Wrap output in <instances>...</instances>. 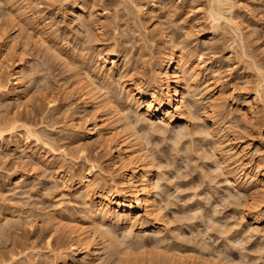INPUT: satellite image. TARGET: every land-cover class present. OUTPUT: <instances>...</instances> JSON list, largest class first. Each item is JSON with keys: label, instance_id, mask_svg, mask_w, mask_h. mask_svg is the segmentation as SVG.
I'll list each match as a JSON object with an SVG mask.
<instances>
[{"label": "rangeland", "instance_id": "obj_1", "mask_svg": "<svg viewBox=\"0 0 264 264\" xmlns=\"http://www.w3.org/2000/svg\"><path fill=\"white\" fill-rule=\"evenodd\" d=\"M72 1L0 0V86L4 87L0 88V124L12 118L29 124L39 130L42 140L48 145L43 147V142L35 141L32 136L26 140L20 127L15 128L12 135L6 132L0 144V264H55L57 261L51 258V254L70 252L71 238L68 229L63 228H67L70 223L86 224L83 211L86 199L72 190V180L77 171H86L95 164V167H91L93 173L91 177H97L102 181L97 183L108 188L115 184L110 181V175L114 176L116 169L108 154L109 145L100 147L96 143L93 144L94 140L86 138V143H91L92 146L89 144L91 146L89 149L84 148L85 152L82 150L81 142L73 138L74 119L77 118L78 131L84 132L86 124L82 115H89L91 110L83 108L81 113L77 115L73 113V108L81 105L75 99L74 77H71V71L59 60L51 57L52 46L56 45L69 54H77L81 49L87 48L88 51H85L93 55L99 47L110 48L113 37L121 39L124 37L128 43L126 46L130 47L132 52H128L127 57L122 60V63H125L123 68L133 67L132 70L147 71L149 76L151 66L153 67L154 61L165 47L158 31L170 35L171 37L167 36L171 40L174 35L176 41H169L172 46L168 45L183 49L194 60L200 58L198 61H203L204 72H209L210 75L201 76L199 79L197 90L200 93L197 91L195 97L199 100L197 104L200 106H197V111L193 110V119L184 123L189 132L184 130L185 127L183 130L188 134L182 132L184 136L179 133L182 137L179 135L175 137V134H178L176 133L178 127L177 131L170 128L165 131L160 128L158 122L151 126L148 121L142 122L143 124L139 122L135 127H139L138 131L143 132L142 134L147 133L146 140L149 143L146 141V151L148 149L147 153L153 157L155 163L156 177L159 180L156 181L160 187L156 199L163 219L160 227H163L161 236L164 238L160 241L164 242L158 247L160 243L158 239L161 236L157 235L156 239L154 232H150L152 235L149 236L148 233L147 240L145 236L144 239L141 235L142 239L139 237L146 245L141 244V247L135 244L142 249L138 247L135 253L131 251L132 246L130 250L127 249L129 250L127 253L124 240H121L123 246L119 242L118 246L114 245L115 247L111 249L119 247L116 249L117 254V251L105 250L101 241L102 246L99 244V247L103 261L106 260L105 264H157L159 262L157 258L165 256L164 259L159 258L161 262L158 264H215V260L216 263L221 262L218 253L221 257V253H224L231 259L230 263L236 261L241 262L239 264H260L263 261L264 264V218L245 210L249 203L247 194L243 197L244 193L238 192L239 190L230 183L231 186L227 185L223 177L225 174L220 173L223 172L221 168L216 170L214 167L215 163V166L220 167L218 161L227 156L228 160L231 159L230 162L226 160L230 164L229 168L232 170L234 168L233 171L244 179L245 175L237 171L240 168L235 167L240 164V158L249 154L254 159L264 158V123L255 126L250 122L251 112L246 111L248 101L253 97L251 88L256 81L255 72L237 57L240 54V47L237 45L238 40L234 31L230 30L232 29L230 25L221 20L220 24L213 26L208 16L211 6L209 0H131L132 3L127 4L129 11L116 4L118 0H91L92 4L86 5L83 12L90 23V27L86 29L79 23L77 15L66 14L65 6ZM233 1L238 2L233 13L238 14L234 15L238 18L235 20L244 33L246 48L243 49L253 54L254 59L256 58L255 60L264 68V1ZM142 4L146 9L141 14H136V17L133 16L134 12L130 11L137 9L134 6ZM115 8L120 10L117 16L114 14ZM123 10L130 12L129 16ZM99 12L104 13L103 16ZM97 36L106 40L104 45H99ZM145 43L147 48L143 45ZM231 44L239 49H230ZM20 55L24 59L22 62L25 74L15 82L11 73L14 61ZM93 61L94 59L90 60V64ZM81 69L80 76L84 73ZM94 70L96 73V69ZM91 71L90 68L92 74ZM82 78L85 80L84 74ZM4 91H16L19 93L18 98H8L3 94ZM51 97H54L55 102L50 106L48 100ZM213 111L216 113L215 117L219 119L214 117L215 121H218L214 123L215 127L210 125ZM125 112L122 111V114ZM130 118L134 121L135 117ZM132 123L135 126V121ZM211 130H215V134L221 137L220 140L224 143V146L219 145L220 149L216 145L215 149L219 151L215 150L213 154L211 151H214L212 146L215 139L207 136ZM140 132L137 133L141 134ZM234 134L241 135L242 141L237 145L248 143L244 147L245 152L243 151L247 154L242 157L236 153L240 147L237 148L235 145L232 148L233 145L228 141ZM204 136L206 138H203ZM178 137L179 139H176ZM84 142L83 144H86ZM258 142L262 143V147ZM204 149L206 154L211 153L210 156L207 155L209 159L206 154L204 155ZM86 155H90L92 160L95 157L97 161L86 160ZM212 155L218 158L216 160L210 158ZM60 175H63L64 181L59 180ZM98 177L106 179L105 182ZM245 211L247 213H244ZM50 216H53L59 226L62 224L59 229L54 227V220ZM60 230H64L65 233ZM123 230L124 227L116 228L114 237L116 240L128 238L125 239L128 246V240L135 237H124L126 233L123 232L126 231ZM222 231L229 234L224 235ZM237 236L239 239H236ZM139 238L134 241L131 239L130 242L133 244L139 241ZM108 240L105 239V242ZM233 240H236L235 242L239 240L245 249L242 250L240 244L232 246ZM241 251L245 254L244 258ZM117 256L123 257L121 262Z\"/></svg>", "mask_w": 264, "mask_h": 264}, {"label": "bare ground", "instance_id": "obj_2", "mask_svg": "<svg viewBox=\"0 0 264 264\" xmlns=\"http://www.w3.org/2000/svg\"><path fill=\"white\" fill-rule=\"evenodd\" d=\"M209 1H210L209 4L211 6L209 5L210 11L209 12L207 11V12H208L209 18L211 19V22L213 23V26L220 24L221 20H223V22H227L230 25V27L232 28L230 30L234 31L237 37V40H238V44L237 43L236 44L240 47L239 49V47L237 48L236 44L234 45L236 46L237 49L240 50L239 52L240 54L237 57L243 60L244 61L243 63L248 65L249 66L248 68L249 69L251 68L252 71L255 72L256 81L254 80L255 82H253V86H252L253 88H251V90H253L252 92L253 97L250 101H248L246 111L251 112L249 113L250 114L249 118L250 120L252 119L253 122L250 121L252 124H255V126L262 125V123H264V68L262 67L263 65H260L261 63L259 64L255 60L256 58L254 59L255 56L253 54L246 51L247 49L244 50L246 48V46L244 48V44H245L244 43V33L242 31L241 26H239V23H237L238 21L235 20V19H238L237 17L234 16L236 13L235 14L233 13L236 11V4L238 2L233 1V0H209ZM128 3H132V1L131 0H118L116 2V4L122 5L123 9L125 10L129 9L127 5ZM91 4H92L91 0H82L81 2L80 1L77 2V0H73L72 2L67 3V5L65 6V11L67 15H71V16L77 15L79 19V23H81L87 29L90 27V23L88 22L83 12H85L86 5H91ZM134 8H137V9H135L134 11L131 10L130 12H134L133 16L135 15V17H136V14L139 15L141 14V12H143L146 9L144 7V4L138 7L134 6ZM119 11H120L119 9H116V8L114 9L115 16H117ZM130 12H127L128 16ZM103 14L104 13H100V15L102 16ZM124 15L126 16V14ZM237 15L238 14H236V16ZM126 18L130 19V17H126ZM102 25L103 24H100V26ZM226 25L224 26L226 27ZM158 32H159L160 37L163 40L165 47L162 50L161 55L158 54L159 56L157 57L155 61L152 59L154 61V65L153 67L151 66V70H150L151 74L149 76L146 73L147 71H140L136 69L132 70L133 67H130V69L123 68L125 66V63H122V60L124 61V59L127 57V53L131 51L130 50L131 48L126 46L127 39L124 40L123 39L124 37L122 39L113 37L112 39L113 43L110 48L99 47L96 49V52L93 55L91 53L88 54L85 51L87 50V48L81 49L80 53H77V54H72V53L69 54L67 53L66 50L56 47V45H53L51 48L52 49V53L50 54L51 57L59 60L61 64L64 65V67H67L71 71V77H74L73 84H75V88H74V91H75L74 94L76 95L75 99L78 100L80 102L79 105L80 104L81 105L78 106L77 108H73L74 109L73 113L77 115L86 108L91 110L90 111L91 113L89 115L80 114L84 116L83 118L82 116L80 118H82L83 122L86 124L84 127L85 128L84 132L82 131V133H80L78 131L77 118H75L74 121L72 120L73 121L72 131L74 132L73 138H76L74 140L81 142V147L83 146L82 150L84 151H85L84 148L89 149L92 146L91 143H89L91 146L88 143H86V138L90 141L94 140L93 144L96 143L100 147H105L109 145L108 154L110 156V160H111L113 167L116 169L115 175L114 176L110 175V181H112L115 184L110 186L109 188L103 185H100L99 183L101 180H98L97 177L95 178L94 176L95 179L91 177L93 174L91 167H95L96 166L95 164H92L90 168L87 169L86 171H79V172L77 171V173L74 175V180H72L73 182L72 190H74L76 193H79V195L82 198L86 199V205L83 208L84 210L82 209L85 214L84 218L86 219V222H85L86 224L78 225L75 223H70L67 225V228H65L64 226H63L64 228L62 227L63 229H68V234L70 235V238H71L70 239L71 249H70V252L66 254H63V253H61L60 255L51 254L52 255L51 258L57 261V263L54 261L55 264H105L104 262L106 260L103 261V257L101 256L102 254L101 248L99 247V244L101 246L102 244L103 246H105L106 249L103 248V250L108 249V251L110 250L111 252L117 251V254H118V250L116 249H118L119 247H117L114 250H111V249H113L114 245L118 246L121 240L122 241L124 240V243H125L124 248L126 247V250L127 249L130 250L131 247L133 246L135 250L132 248L131 251L133 250V252H135L136 250L138 251V247H139L136 245L144 244L141 242L142 241L141 236H143V239H144L148 233L150 236L152 235L150 232H154L153 233L155 234L154 236H156V239H158L157 235L161 236L163 234V227L162 226L160 227L161 223L163 222V219L160 215L161 213H159L161 209L159 208V204L156 199V197L158 196V189L160 187L158 186L159 180L157 179L158 177H156L157 173L155 172L156 169L154 168L155 163H154L153 157L151 158V156L147 153L148 149L146 151L147 145L145 146V144L147 142L149 143V141L146 140L147 133L142 134L143 132H140V130L138 131L139 127L138 128H135V127H137L136 125L139 124V122L140 124H143L142 122L145 121L146 123V121H148L150 126L152 124L154 125L155 122H158V125L160 126L162 130L164 129L165 131H167L169 128L175 131L178 130L176 132L178 134H175L176 135L175 137H177L179 133L182 134V132H184V130L187 127L186 125H184V123L188 121L189 119H193L192 118V116L194 115L193 110L194 109L196 110L197 106L198 107L200 106L197 104L199 100L196 99L195 97L198 94L197 91L199 92V90H197L199 86L198 85L199 79L201 76L205 77L206 75H208L209 72L208 73L204 72L205 68L203 69V65H202L203 61L202 62L198 61L200 60V58H197L196 60H194L192 59V57H190V55L188 56V53L186 54L183 49L181 48L176 49V47L175 48L170 47L172 45L169 44L170 43L169 41L174 40L173 38L174 35L171 40L168 38V36L171 37L170 35L167 34L168 35L167 36L166 33L163 31H158ZM146 38L147 37H145V39ZM97 40L100 43L99 45H104L105 44L104 42H106V40H104V38H102L101 36H97ZM179 43H182V42L179 41ZM143 45L145 46V48H147L146 43ZM48 48L49 46L47 47V49ZM234 48L235 47H233L231 44L230 49L234 50ZM236 48L235 50H237ZM83 51L85 52L82 53ZM93 59L94 61L90 64V60H93ZM22 61L24 62L22 55L18 56L17 59L14 61L13 72L11 73V75H12V78L16 80L15 82H17L25 74L24 63ZM142 62L144 63V61ZM79 66L84 71L82 75L84 74L85 80H83L82 75L81 76L79 75L80 74ZM90 68L92 69L91 71L92 74L90 73ZM94 69H96V73H94L95 72ZM116 85H118L120 89H118L119 87L116 88L117 87ZM2 88L4 87L2 86ZM242 88H245V87H241V89ZM3 94L7 96L8 98H15V99L18 98L17 96L19 95V93H16V91L15 92L4 91ZM54 102H55L54 97H51V99L48 100V104L50 106L53 105ZM217 106L220 107V105H217ZM202 107H205V106H202ZM212 107L215 108L214 106ZM101 108H103L102 111H101ZM213 108H211V110ZM220 109H222V107ZM103 110L105 112H103ZM122 111L124 112L126 111L125 114L123 113L124 115L122 114ZM215 114L216 113L214 112V115L210 117V118H213L212 119L213 122L211 120V123H210L211 126L212 125L214 126V123L218 122V121H215V119H218L215 117ZM131 116L135 117L134 118L135 126H134V123H132L134 121L130 120ZM78 119H79V116H78ZM91 119H93V121ZM17 127H20L22 129V135L26 138V140H28V138L32 136L35 141H40L41 143L43 142V147L48 146L47 143L44 142V140H42L41 138L42 135L39 134L38 129L24 122H18L15 118L8 119L6 122H3L0 124V144L3 142V138L6 132L12 135L15 132L14 129ZM177 127L179 129L181 128L182 130L181 129L179 130ZM135 129H137V131ZM141 129L143 128L141 127ZM131 130H134V132L130 133L129 131ZM214 131L215 130L213 131L211 130L207 134V136H210L211 139L212 138L215 139L214 141L215 144H213L212 146L214 151L210 150L212 154L213 152L219 151L217 149L219 148V145L224 146V143L220 140L221 137L219 138V136L216 135ZM137 132H140L141 134ZM144 132H148V131H144ZM185 132H184L185 135L188 134ZM182 135H179V137H182ZM205 136L203 138H206ZM179 137L176 139H179ZM211 141H209V143H211ZM228 141L230 142L231 145H233L232 146L233 148L235 145H237L239 142L242 141L241 135L234 134V136L229 138ZM83 142L86 144H83ZM258 144L262 147V143L258 142ZM85 145H87L88 147H86ZM216 145L218 147L215 149ZM247 145L248 143H245L244 145L242 144L237 145V148L240 147V150L236 151V153L240 157L247 154V153H244L245 152L244 147ZM205 149L203 150L204 155L206 154L204 152ZM221 150H224V149H221ZM225 153H228V152H225ZM207 155H209L208 152L205 155L208 158ZM214 156L212 155L210 158L216 160L218 157L214 158ZM223 157L224 156H222V158ZM224 158L225 159H223L222 161H218L220 162V164L217 162L218 165H220V167L215 166L216 163L214 167H216V170L217 168L218 170L219 168H221L220 170L223 172H220V173L221 175H223L222 173L225 174V176L223 177H225L226 179L225 181L228 183L227 185H229V183L232 184L236 189L239 190L238 192H242L241 194L244 193L243 197L246 196L245 194H247L248 196L247 200L249 201V203H248V207L245 208V210L252 212L253 215L255 216H261L262 218H264V158L257 157L256 159H254L252 158L251 154L240 158L241 160L240 164L237 165L236 163L237 166L235 167L240 168L237 171H239L240 174L245 175L246 178L244 179H242V177H240L238 173H235V171H233L234 168L233 170L229 168L230 164L226 162V160H228L227 156ZM85 159L90 160V161L92 160L90 155L89 156L86 155ZM212 159L210 161H212ZM94 160H96L95 157L93 158L92 161L94 162ZM230 160L228 161L230 162ZM210 161L209 162L207 161V162L210 163ZM212 169L214 170V168ZM101 178L102 177H100L99 179ZM60 179L64 181L63 175H60L59 180ZM102 180H104V178H102ZM105 180L103 182H105ZM92 196H94L93 199L91 198ZM240 196L241 195L239 194V197ZM238 211L239 210H237V212ZM246 211L244 213H247ZM240 213H242L241 210H240ZM51 218L53 219V216ZM53 220H54L53 221L54 227L56 229L58 227L60 228L62 224H60L59 226L57 221H55V219ZM119 227L125 228V230L123 231H126V232H123V234L126 233L127 235L126 234L125 236L123 235L124 237L132 236V237H135L134 238L135 240H138L139 237L141 239L139 238V241H135L132 244L131 242L134 241V239L131 238L132 241L130 242L131 239L128 240L127 243H129V245L127 246L125 242L127 240L125 239H128V238L123 237L124 239L120 238L119 240L118 239L116 240V237H114L115 236L114 234H116L114 233V230H116V228L118 229ZM222 232L223 234L225 233V231H222ZM64 233L65 231L63 232V234ZM218 234L220 235V233ZM223 234L222 236L227 234V231L224 235ZM147 237L145 238L146 240H147ZM162 238H164V236L163 237L161 236V238L159 237L158 240L160 241L162 240ZM240 238H243V237L240 236ZM105 239L106 240L109 239L108 241H106L108 243L105 242ZM236 239H239V237ZM225 240L226 239H224L223 241L226 244ZM116 241L118 242V244H115L117 243ZM233 241H234V244L232 246H235V244H237L238 246V244L241 243L239 240H238L239 242L238 241L235 242L236 240H233ZM163 242L161 241L160 243L158 242L159 245L157 246L159 247L160 244H162ZM123 244L121 242L122 246ZM134 245L137 247V249L135 248ZM230 245H231V242H230ZM240 245L239 247L243 246V245L241 246ZM127 247H130V248H127ZM141 247L139 248L142 249ZM244 249L245 247L244 248L242 247V250ZM129 250H127L126 252L128 253ZM239 250H241V248H239ZM121 251H123V249ZM108 253H105V254L107 255ZM218 254H219V257H221L220 253ZM242 254L244 253L242 252ZM221 255H222L221 258L218 257V259H220L221 261V262H218L220 264H237L238 263V262L236 263V261L234 263L233 262L230 263L231 259H229V257L226 256L227 254L221 253ZM119 256L117 257L120 258ZM243 256H245V254L242 255V257ZM122 258H120L119 260L120 262L122 261L121 260ZM159 258L162 259L163 256L162 258L161 257L157 258V261H159L158 263L161 262ZM130 259H133V258H130ZM215 259H217V257ZM240 260H242V258ZM214 262L215 264H218L216 263V260ZM260 264H263V261Z\"/></svg>", "mask_w": 264, "mask_h": 264}]
</instances>
